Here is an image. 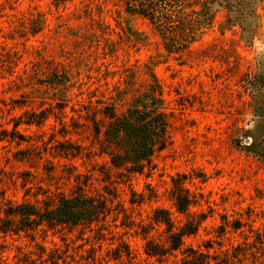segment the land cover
Returning a JSON list of instances; mask_svg holds the SVG:
<instances>
[{
    "label": "rangeland",
    "instance_id": "obj_1",
    "mask_svg": "<svg viewBox=\"0 0 264 264\" xmlns=\"http://www.w3.org/2000/svg\"><path fill=\"white\" fill-rule=\"evenodd\" d=\"M124 2L0 0V219L7 204L80 191L121 210L106 225L1 235L0 264L180 260L146 255L142 232L156 209L185 222L172 195L182 182L198 202L193 212L208 216L184 250H232L245 241L236 221L248 236L264 231V1L251 40L221 10L183 54L169 53ZM153 78L171 124L168 145L142 173L111 169L93 120L103 131V109L125 111ZM36 116L47 119L15 130Z\"/></svg>",
    "mask_w": 264,
    "mask_h": 264
},
{
    "label": "trees",
    "instance_id": "obj_2",
    "mask_svg": "<svg viewBox=\"0 0 264 264\" xmlns=\"http://www.w3.org/2000/svg\"><path fill=\"white\" fill-rule=\"evenodd\" d=\"M263 1L125 0L124 7L127 14L140 17L150 24L169 53L183 54L201 40L221 10L226 11L231 25L241 28L243 38L251 40L258 28V11ZM60 109L64 111L65 107L60 106ZM103 115L107 119L103 131L98 121L93 120V123L100 152L108 156L111 169L142 173L155 153L168 145L171 124L155 78L148 90L136 97L125 111L119 113L113 106L105 107ZM36 117V120L29 118L20 121L15 125V130L23 124L41 126L47 119ZM14 138L23 141L20 136ZM182 183L174 187L172 195L185 222L176 226L168 210L156 209L149 225L143 227L146 255L162 262L168 261L169 257L177 258L178 253L183 254L182 259L171 264H264V231L251 228L253 235L248 236L242 230L244 224L241 221L232 224V229L241 230L245 241L232 245V250L223 249L222 244L213 255L194 248L184 250L186 238L195 236L208 216L193 212L192 208L198 202L190 190L181 186ZM112 204V199L103 194L90 196L82 191L60 195L55 201L46 197L35 202L10 203L4 211L5 217L0 219V238L1 235H18L43 227L106 225L109 217L116 220L121 213V210L113 209ZM153 230L162 231L163 239H150V231ZM251 237L252 242L249 241Z\"/></svg>",
    "mask_w": 264,
    "mask_h": 264
}]
</instances>
